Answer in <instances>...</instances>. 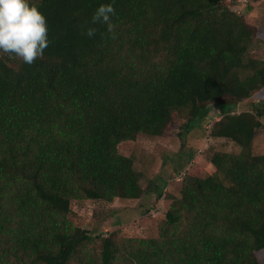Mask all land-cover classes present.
<instances>
[{
  "label": "trees",
  "instance_id": "trees-1",
  "mask_svg": "<svg viewBox=\"0 0 264 264\" xmlns=\"http://www.w3.org/2000/svg\"><path fill=\"white\" fill-rule=\"evenodd\" d=\"M234 1L114 0L109 32L92 16L111 0H32L44 56L0 52V264H264V155L252 152L264 99L238 112L264 88V60ZM184 111L183 139L215 115L210 136L241 151L203 153L215 172L184 177L157 238L91 248L74 202L145 198L120 145L163 135Z\"/></svg>",
  "mask_w": 264,
  "mask_h": 264
},
{
  "label": "rangeland",
  "instance_id": "rangeland-1",
  "mask_svg": "<svg viewBox=\"0 0 264 264\" xmlns=\"http://www.w3.org/2000/svg\"><path fill=\"white\" fill-rule=\"evenodd\" d=\"M232 8L256 29L249 55L264 60V0H235ZM258 99H264V88L242 101L238 112L253 111L255 100ZM214 112L213 110L212 114ZM187 115V111L177 114L173 124L163 135L140 134L135 142L120 145L122 153L134 157L135 168L142 176V185L144 188L149 187L145 198L74 202L69 220L94 238L91 248L96 247L99 251L103 238L112 235L119 240L157 238L167 211L173 201L181 196L184 177L190 174L206 177L215 172L216 168L205 160L203 153L208 149L228 153L241 151L229 139L210 136L217 119L215 115L196 126L183 139L180 125ZM261 120L264 122V117ZM252 152L264 155V126L253 141ZM158 186L164 187V194L156 201Z\"/></svg>",
  "mask_w": 264,
  "mask_h": 264
},
{
  "label": "clouds",
  "instance_id": "clouds-1",
  "mask_svg": "<svg viewBox=\"0 0 264 264\" xmlns=\"http://www.w3.org/2000/svg\"><path fill=\"white\" fill-rule=\"evenodd\" d=\"M114 0L101 3L92 16V22L107 25L112 32L111 17L115 14ZM96 29L89 27L86 35L92 37ZM49 45L46 17L32 0H0V52L32 64L45 54Z\"/></svg>",
  "mask_w": 264,
  "mask_h": 264
}]
</instances>
